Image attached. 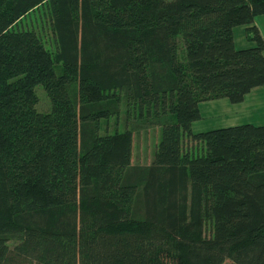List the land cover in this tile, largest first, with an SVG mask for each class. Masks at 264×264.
Here are the masks:
<instances>
[{"label": "trees", "instance_id": "1", "mask_svg": "<svg viewBox=\"0 0 264 264\" xmlns=\"http://www.w3.org/2000/svg\"><path fill=\"white\" fill-rule=\"evenodd\" d=\"M263 13L0 0V264H264V124L191 128L201 101L264 85ZM237 25L252 45L235 47ZM153 126L151 160L132 163Z\"/></svg>", "mask_w": 264, "mask_h": 264}, {"label": "rangeland", "instance_id": "2", "mask_svg": "<svg viewBox=\"0 0 264 264\" xmlns=\"http://www.w3.org/2000/svg\"><path fill=\"white\" fill-rule=\"evenodd\" d=\"M255 25L259 28L260 33L264 38V13L258 14L254 18ZM246 25H237L233 28V38L236 48L247 47L253 44L247 36ZM260 89L257 97V103L245 109H240L235 104L234 112L235 116H229V114H220V116H214L211 112L209 116L202 117L195 124L194 129H205L217 125H228L229 123H241V122H258L264 121V87ZM38 95L37 108L46 109L49 105V99L43 90L41 85L36 86ZM227 100V98H225ZM226 102L229 103L227 100ZM230 104V103H229ZM216 111V110H215ZM230 117V120H229ZM114 117L103 122L102 127L104 130L113 131L117 124H114ZM119 129L123 126V116H119L118 121ZM159 138V129L157 126H153L148 129L137 130L133 132V149H132V163H148L152 158V152L155 144ZM27 264H36L35 262H27ZM224 264H234L231 260L226 259Z\"/></svg>", "mask_w": 264, "mask_h": 264}, {"label": "crops", "instance_id": "3", "mask_svg": "<svg viewBox=\"0 0 264 264\" xmlns=\"http://www.w3.org/2000/svg\"><path fill=\"white\" fill-rule=\"evenodd\" d=\"M264 85L256 86L252 88L244 97V99L241 102L238 103H231V102H226L227 100L223 98H217V99H211V100H206V101H201L199 103V110L201 114V118L205 116H209L211 112H214V116H220V114H229V116H235L234 112H238L237 109L234 110L235 105L239 107L240 109H245L248 107H252L257 103V97L259 95V90L263 89ZM229 101V100H228ZM235 104V105H234ZM216 110V111H215ZM199 118V119H201ZM195 120L191 124V128L193 132H198V131H203L211 128H216V127H222V126H228V125H234V124H239V123H229L228 125H217V126H212L208 127L205 129H194L195 124L199 121ZM230 120V117H229ZM244 123V122H241ZM254 124H264V121H258V122H252Z\"/></svg>", "mask_w": 264, "mask_h": 264}]
</instances>
